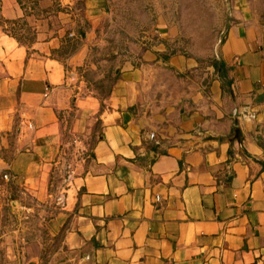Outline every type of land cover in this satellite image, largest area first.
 Returning a JSON list of instances; mask_svg holds the SVG:
<instances>
[{"label":"crops","instance_id":"0c3cea01","mask_svg":"<svg viewBox=\"0 0 264 264\" xmlns=\"http://www.w3.org/2000/svg\"><path fill=\"white\" fill-rule=\"evenodd\" d=\"M1 2L37 36L27 47L0 27V215L11 188L53 197L68 134L84 155L57 186L51 264H264V0H230L203 62L174 49L180 31L165 21L145 47L95 61L111 47L107 0H60L42 16ZM74 46L65 64L53 57ZM111 70L104 97L85 74Z\"/></svg>","mask_w":264,"mask_h":264},{"label":"rangeland","instance_id":"374dc122","mask_svg":"<svg viewBox=\"0 0 264 264\" xmlns=\"http://www.w3.org/2000/svg\"><path fill=\"white\" fill-rule=\"evenodd\" d=\"M59 1L60 0H56ZM109 17L102 26V34L110 44L103 54L93 52L95 61H113L109 49L119 50L123 56L129 46L145 47L153 28L158 22H170L179 28L176 39V51L180 50L198 62L209 61L219 43L221 30L231 21L230 0H107ZM56 8V7H55ZM110 66V63L107 65ZM108 70V69H106ZM108 72V71H107ZM102 96L107 95L112 85L110 71L101 81H96L95 74L86 72ZM70 143L65 158L63 173H55L50 192L53 197L46 203H39L30 196L11 188L5 206L0 215V264H29L31 255L42 245L39 264H51L54 254L62 246V236L52 237L48 229L49 220L56 215L57 186L64 184L77 169L83 159V152L72 148L73 137L65 136ZM92 141V140H91ZM76 155V157L74 156ZM70 161V162H69ZM66 184V183H65ZM63 185V187L65 186ZM62 191V190H61ZM15 256V257H14ZM36 264V263H31Z\"/></svg>","mask_w":264,"mask_h":264},{"label":"trees","instance_id":"16d2710c","mask_svg":"<svg viewBox=\"0 0 264 264\" xmlns=\"http://www.w3.org/2000/svg\"><path fill=\"white\" fill-rule=\"evenodd\" d=\"M18 4L22 9H27L29 7L34 10L36 8V14L39 16L47 15L52 12H58L61 10L59 1L56 0H17ZM56 7V8H55ZM2 10V2L0 0V27L3 29L4 33L9 35L10 37L16 39L20 44L30 47L35 41L37 32L26 20V17L19 19H6L1 15ZM77 49L74 46L72 49L70 47L63 48L58 52L53 54V57L56 58L57 61H60L65 64V61L70 57V55ZM112 59H116L115 56H112ZM111 75H114V72L110 71ZM118 76H113L112 85L108 90L107 95L110 94L113 85L117 81ZM105 95V97L107 96Z\"/></svg>","mask_w":264,"mask_h":264},{"label":"water","instance_id":"95a60500","mask_svg":"<svg viewBox=\"0 0 264 264\" xmlns=\"http://www.w3.org/2000/svg\"><path fill=\"white\" fill-rule=\"evenodd\" d=\"M235 140L240 142V130L239 129H236V135H235L233 141H235Z\"/></svg>","mask_w":264,"mask_h":264},{"label":"built area","instance_id":"2783aa9c","mask_svg":"<svg viewBox=\"0 0 264 264\" xmlns=\"http://www.w3.org/2000/svg\"><path fill=\"white\" fill-rule=\"evenodd\" d=\"M2 179H3L4 181L9 182V181L11 180V177H10L8 174H4V175H2Z\"/></svg>","mask_w":264,"mask_h":264}]
</instances>
